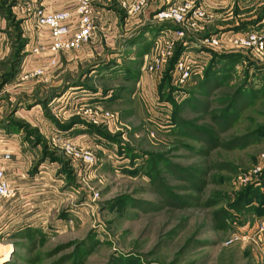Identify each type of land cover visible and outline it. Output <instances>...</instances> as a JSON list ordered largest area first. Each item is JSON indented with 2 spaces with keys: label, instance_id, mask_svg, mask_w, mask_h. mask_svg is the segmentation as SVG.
Returning a JSON list of instances; mask_svg holds the SVG:
<instances>
[{
  "label": "rangeland",
  "instance_id": "obj_1",
  "mask_svg": "<svg viewBox=\"0 0 264 264\" xmlns=\"http://www.w3.org/2000/svg\"><path fill=\"white\" fill-rule=\"evenodd\" d=\"M216 1L202 9L210 22L173 46L174 52L179 49L181 55L205 64L200 74L182 85L173 83L171 75L164 81L167 67L152 74L143 72L144 57L129 52L128 38L123 42L127 49L115 50L110 29L101 39L103 51L77 66L82 68L80 73L70 72L75 67L64 76V67L59 65L50 76L22 81L21 72L34 65L30 52L44 36L40 37L33 16L9 20L12 51L0 61V140L22 136L30 143L29 149L39 145L40 164L47 158L60 168L52 186L40 192L43 195L0 200L4 204L0 208V264L13 259L14 264H71L75 260L74 264H264V53L255 55L227 44L216 49L199 45L200 38L214 29L219 36L231 32L226 38L239 31L264 37V0ZM12 3L10 7L16 0ZM214 6L222 8L213 10ZM119 15L121 25L125 15ZM153 25L162 26L151 19L141 29ZM175 28L163 24L159 34ZM102 33L94 30L85 48L83 44L70 51V56L86 51L94 34L102 37ZM195 41L198 47L193 46ZM231 53H236L238 63L217 74L213 79L221 80V86L205 95L204 70L211 64L217 65L215 69L227 66L217 57ZM14 58L15 74L5 80L3 72ZM87 67L96 72L87 78L86 86L80 83L76 89L70 83L78 81ZM135 67L138 76H145L141 81L138 77L133 82L127 74ZM237 88L241 103L245 98L250 102L230 124L233 107L229 104ZM83 104L85 113L80 112ZM19 109L28 112L25 119L16 116ZM105 113L114 115L112 122L105 119ZM72 119L98 129L85 132L90 148L60 133L76 132L75 127L86 131L78 123L68 130L57 126ZM42 120L53 125L55 133L46 137L38 128ZM247 132L256 134L254 144L246 148L231 144ZM58 137L71 141L79 151L92 153L95 164L88 167L68 157L61 142H56ZM201 137H206L205 142L199 141ZM65 168L66 177V170L61 171ZM61 176L64 184L58 182ZM33 234L37 242L31 247ZM237 235L240 239L231 242Z\"/></svg>",
  "mask_w": 264,
  "mask_h": 264
},
{
  "label": "built area",
  "instance_id": "obj_2",
  "mask_svg": "<svg viewBox=\"0 0 264 264\" xmlns=\"http://www.w3.org/2000/svg\"><path fill=\"white\" fill-rule=\"evenodd\" d=\"M73 10L49 11L42 7H34L32 16L35 25L44 38L32 48L31 56L41 59L44 67L26 69L21 72L22 81L39 78L50 69L58 65L62 53L79 49L90 41L95 30L93 21L94 0H72ZM152 0H131L122 2L121 8L128 16H137L143 13ZM154 21L159 24H169L176 28L168 30L163 36L155 40L150 53L144 56L142 71L146 74L161 72L173 57V48L177 41L187 38L191 33L200 30L204 23L210 20L206 12L192 1H183L160 9L153 15ZM227 44L232 49L250 50L256 54L264 53V37L256 32L248 31L232 34L226 38L224 35L200 38L199 45L206 49H216ZM174 46V47H173ZM27 67V66H26ZM205 64L199 58L184 55L174 64L171 72L173 83L182 85L193 76L200 74ZM85 104L81 105L80 112L85 113ZM89 111V110H88ZM107 121L112 122L114 115L105 113ZM61 142L66 155L91 167L95 164L92 153L77 150L73 143L67 139L56 138ZM12 154L0 150V200L13 197V190L5 178L4 168L11 161ZM262 228L259 229V232ZM257 236V235H256ZM234 236L231 242L237 241Z\"/></svg>",
  "mask_w": 264,
  "mask_h": 264
},
{
  "label": "crops",
  "instance_id": "obj_3",
  "mask_svg": "<svg viewBox=\"0 0 264 264\" xmlns=\"http://www.w3.org/2000/svg\"><path fill=\"white\" fill-rule=\"evenodd\" d=\"M10 1H14V0H10ZM129 1L131 0H94L93 2V12H94L93 21H94V26H95V33H96V30L98 31L101 30L103 32L102 33L103 35L102 37H100L94 34L93 40L89 42L87 45V48H88V49L86 48L87 53L84 50L80 52L79 55H76L74 57H71L70 56L71 54L69 52L62 53L59 56L57 66L61 65L64 67V70L62 71V73H66L64 74V76L68 75L69 73L67 72H69L70 69L72 70V68H75V67H76V70L73 72L72 71L70 72L71 73H74L76 71L79 72L80 69H77V66H81L83 61H86L88 58L93 57L94 52L101 53L103 51L101 39L106 37V35L104 34H108L109 29L112 32H114V49L117 51L127 49V47L123 45V42H125L124 39L125 38H128V39L138 38L139 37L138 35H140V32L142 30L141 28L147 24L150 25L151 19H153L152 14L154 15L158 10L166 8L170 5L177 4L183 1H188V0H153L152 3L149 5V7L143 12L144 14L142 13L143 15L141 16L140 19L134 18V16H128L125 13V11L121 8L122 2H129ZM190 1L200 6L203 10H206V7H212V5H216L215 3H217L216 0H190ZM219 4H221V2H219ZM8 7L9 6L7 5H1V1H0V61L6 58L9 52L12 51V48H11V44H12L11 36L12 35L10 33L11 27L9 26L10 23L8 22V19H7ZM34 7H42L49 11H61V10L71 11L74 8V2L72 0H16L14 7H9V11L11 15L10 19H13L14 17H16L17 20L27 19L30 16H32L31 14L33 12ZM219 8L221 9L222 7L214 6L213 10H218ZM120 12H123L125 15L124 23H121V25L118 19L120 16L119 15ZM109 19L113 20V24L108 26L107 20ZM210 20L207 21L206 23H209ZM154 22L156 24H159L156 21ZM161 25L163 26V24ZM155 26L156 25H153L152 27L150 26L149 31L144 33L143 36H140L139 44L137 43L134 46L128 47L130 48L129 52H131L132 54L138 52V54H140L141 53L140 47L142 48V46L143 47L145 46L144 47L145 50L141 56L144 57L145 55H147L150 52L151 48L153 47L155 40H157L160 36H163L165 34V31L159 34V31L162 28V26H156V27ZM215 32H216L215 29L212 31H208L205 37H211V36L218 35V33H215ZM242 32L243 31H239L237 33H242ZM245 32H248V31H245ZM228 33H231V32L229 31L224 32L221 35H228ZM40 37H43V35L40 34ZM195 44L193 46L198 47L197 41H195ZM85 46L86 44L83 45L84 48ZM137 48H139L140 52L135 51V50H138ZM184 55H188V54H182L181 56H184ZM33 58H34V61H33L34 65H32L33 68H40V67L45 66L43 61H40L37 57H33ZM129 59H132V58H129ZM56 67L50 68L44 74V76H47L49 74L51 75V73L54 71V69H56ZM88 67L87 69H85V71L87 70L86 73L84 71L83 74L79 75L78 81H75L73 79V82H71L70 84L72 85L73 83L77 82L79 83V85L80 83H82L81 84L82 86H86L85 82H87L86 81L87 78L91 75L92 72H96L94 71V69L88 68ZM88 72L90 73L87 74ZM144 77L145 76L141 74L140 81ZM77 88H80V86H76V89ZM19 91H22V90H19ZM142 95L146 97L145 93H143ZM34 108H31V109L33 110ZM23 112L24 110L19 109L17 112H15V114L16 116H20L21 118L25 119L27 116L26 113L28 112L27 111H25V113ZM26 121L28 122L27 119ZM36 121H38V119ZM42 122H43L42 123L43 125L41 127L38 126V128L40 129V131L44 132L46 137L48 135L53 134V132L55 133L56 129L53 127V125H51L45 120L44 121L42 120ZM29 123L32 126L36 124V123L33 124L34 121H29ZM44 125L45 126L47 125V126L44 127ZM72 129H75L76 132H73V130H71V131H65V132H60V133L65 134L66 136H68V138L72 137L73 138L72 140L75 144H78L82 147H86L87 149L90 148L87 142L88 140L90 141V139H87L89 137H86L88 134L85 133L86 131H84V128L78 127L76 129L75 127ZM84 142L86 144H84ZM29 144L30 143L23 141L22 136H18L17 134H14L8 137L6 136L5 139L0 140V150L5 151V152H10L12 154L11 161L4 168V174L8 182V185L13 190V197L17 196V199L18 197H20L19 200L21 199L26 200V198H23V197L34 196L37 193L40 194V192L47 191L48 187L52 186V183L54 181L53 177H55L56 172L59 171V168H60L58 164L49 162L47 158L43 164H40L39 162L41 161L40 159L42 156H41V150L39 148V145H37L36 147L37 149L35 150V149H29L30 148ZM36 167L38 168L36 171H34ZM58 179H59L58 182H60L61 184H64L63 176H61V178H58ZM40 195H43V194H40ZM10 199H7L6 201H4V203L8 202ZM14 200H16V198ZM3 205L4 204L0 205V208L3 207ZM5 230L6 229H2V231H5Z\"/></svg>",
  "mask_w": 264,
  "mask_h": 264
},
{
  "label": "trees",
  "instance_id": "obj_4",
  "mask_svg": "<svg viewBox=\"0 0 264 264\" xmlns=\"http://www.w3.org/2000/svg\"><path fill=\"white\" fill-rule=\"evenodd\" d=\"M1 1V5H7V6H9L10 7V4L12 3V1H10V0H0ZM13 4V3H12ZM9 7H8V17H7V19H8V22L10 23V21L9 20H11L10 19V17H11V15H10V11H9ZM147 30H149V28L148 27H145L144 29H142L141 30V34H143V33H146L147 32ZM13 37V36H12ZM140 39V38H139ZM138 38H131V39H129V40H127L126 41V46H134V45H136L137 43L139 44V42H140V40H139ZM145 47V46H144ZM143 46H142V48L140 47V49H141V53H140V55L138 56V57H140L141 56V54H143V52H144V50H145V48H144ZM176 51V50H175ZM180 56H181V53L179 52V49H177V51L176 52H174V54H173V57H172V59L169 61V63H168V65L166 66L167 67V69H166V71L164 72V81L165 82H167L168 81V79L170 78V72H171V70L173 69V66H174V64H175V62L180 58ZM15 57H16V55H15ZM142 57V56H141ZM140 57V58H141ZM217 56H214V59L216 58ZM218 59H220V60H225V63L227 64V66H225V67H223V66H221V67H219V68H217L216 67V69H215V66H217V65H215V64H211L210 66L208 65L207 67H206V69L204 70V83L206 84L205 86H208V88H207V90H205V95H208V94H211L212 93V91H214V90H216L217 88H219L220 86H221V80H214V79H216L217 78V74H220V73H222V72H226V70L227 69H229L228 67L229 66H234V64H237L238 63V56L236 55V53H231V54H226V55H220L219 57H217ZM17 63V61L15 60V58L12 60V62L11 63H9V66L7 67V69H8V71L7 70H5L3 73H5L3 76H4V78H5V80L6 79H10L12 76H14V74H15V71L16 70H14L16 67H15V64ZM212 63V62H211ZM214 63V62H213ZM229 65V66H228ZM139 70H138V67H135L134 68V70H133V72H131L130 70H128V72H127V74L129 75V78H131V76H132V81L133 82H135L136 80H137V78H138V74H139ZM219 76V75H218ZM214 78V79H213ZM206 79V80H205ZM7 80V81H8ZM212 80H213V82H212ZM77 83V82H76ZM76 83H73L72 85L73 86H80V85H78V84H76ZM241 88V87H240ZM240 88H237V90L235 91V92H233V94H232V96H231V99H232V101L230 102V100H229V102H230V104L229 105H232V107H233V114H231L232 116H231V121H230V124L231 123H233L236 119H237V115L240 113V112H242V110L243 109H245L247 106H249V99H247V98H245L244 99V101L241 103V100L239 99V96H240V93H241V89ZM112 98H113V96H111ZM110 97V98H111ZM39 100V99H38ZM241 103V104H240ZM177 115V114H176ZM176 115H174V121L172 120V122H173V124H174V126H176V123H175V116ZM178 116V115H177ZM178 118V117H177ZM52 121V120H51ZM76 123H78V124H81L82 126H84L85 127V130H86V132L87 133H91L92 131H96V132H98L97 130L98 129H96L94 126H92V125H85L84 123H82V122H80L79 120H77V119H72L70 122H68L66 125H57L56 123V125L57 126H59V128L60 129H62V130H68V129H70V128H72L74 125H76ZM15 126L16 127H19L20 125L17 123V124H15ZM201 130L202 129H200V130H197V131H200L201 132ZM208 134L210 135V133L208 132ZM207 135V134H206ZM255 133L254 134H250V132L248 133H246L245 134V136H244V134L243 135H240V136H236V138H233L232 139V141H231V144L233 143V142H235V145H234V147H239V148H246V147H248L249 145H252V144H254V142H255ZM206 138V137H205ZM205 138L204 137H201L200 139H199V141H203V142H205ZM212 143H209V145L208 146H210ZM56 160H58L59 161V159H56ZM66 170V171H65ZM61 171L63 172V171H65V177L67 176V174H68V169H61ZM68 182H69V179H68ZM263 199H264V196H263ZM263 199H261V200H263ZM35 233V232H34ZM31 237H29L31 240L29 241V245L31 246V247H33V245H35L36 244V242L37 241H35V234H33V235H30ZM71 258V257H70ZM76 261V260H75ZM75 261H72L71 262V264H74V262ZM64 262V261H63ZM15 263V261H14V259L13 260H11V261H9V262H5V263H2V264H14Z\"/></svg>",
  "mask_w": 264,
  "mask_h": 264
}]
</instances>
